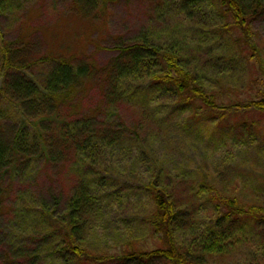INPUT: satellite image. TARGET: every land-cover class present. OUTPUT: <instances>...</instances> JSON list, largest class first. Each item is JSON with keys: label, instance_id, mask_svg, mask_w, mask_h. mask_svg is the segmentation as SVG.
Instances as JSON below:
<instances>
[{"label": "rangeland", "instance_id": "rangeland-1", "mask_svg": "<svg viewBox=\"0 0 264 264\" xmlns=\"http://www.w3.org/2000/svg\"><path fill=\"white\" fill-rule=\"evenodd\" d=\"M154 1L96 0L90 4L86 0H3L0 4V40L5 43L0 45V89L3 91L0 108L7 111L0 126L6 135H12L14 129L27 122L30 116L27 108L30 104H21V98L15 97L7 87H2L8 82V75L11 76L9 72L14 74L12 70L5 73L2 68L3 48H11L9 53L14 56L13 64L29 66L25 73L18 75L27 81H36L39 85L44 82L51 65H56L42 61L44 58L71 60L75 53L81 56L89 54L94 65L99 67L97 83L91 86L89 80L81 85L80 93H73L74 101L82 104L79 108H85V111L95 108L98 103L105 105L101 111L96 110V115L101 119H108V116V124L124 132L122 143L125 146L136 145L134 139L138 138L144 150L147 145L153 152L144 160L137 158L135 149L131 153L121 152L114 156L108 152L102 159L103 163L98 166L97 171L105 177L103 191L107 196L112 197V191L116 190L122 193V199L129 202L122 206L118 204L113 215L110 213L111 206L109 210L103 206L102 212L92 218L84 244L79 245L95 255L118 254L126 239L131 237L141 238L145 249L160 245L159 235L154 233L149 224L154 209L153 200L151 194L141 187L146 182L144 179L150 178L149 169L155 172L160 165L164 173L171 174V177L165 178V182L175 191L176 205L184 209V221H195V234L207 232L212 227L211 222L214 224L220 213L227 209L219 200L210 201L214 196L211 187L223 197L237 199L241 205L264 207V113L232 111L224 120H220L217 115L206 111L207 108L199 102L194 105L184 104L178 99L177 104L180 105L169 110L160 105L168 95L158 98L148 92L129 101L114 91L111 93L108 87L100 86L102 80L98 76L105 75L103 69H107L120 54L118 46L132 43L143 32L165 35L168 31L171 37L181 41L190 54L182 50L187 58L190 57L191 60L184 59L192 69H207L211 73L206 78L202 77L206 82H212L209 87L215 90L222 104L245 103L260 98L257 97L258 93L264 92V70L249 62L247 55L239 57L240 48L234 39L240 34L234 32L233 27H226L222 36L211 38V41H216L218 48L215 51L213 48L215 55L211 57V53H206V47H199L200 35L185 27L187 22L184 17L177 18L168 28V21L158 18L154 11ZM213 3L216 5L214 0ZM216 18L218 22L224 21L219 16ZM253 30H257L253 35L254 42L256 46L262 47L264 57V21H256ZM222 53L224 55L221 57L219 54ZM78 62L73 61L75 65ZM39 89L42 90L41 86ZM107 94L113 97L115 103L112 105L104 100L108 98ZM73 102L60 108L62 115ZM143 109L148 115L146 118L142 116ZM121 119L123 121L119 123ZM41 126L45 128L44 124ZM73 163L69 161L67 168L62 167L61 171L52 167L47 169L48 176L42 174L37 177L43 179V188H53L55 194L60 193V214L66 209L67 199L75 193L79 183L80 177L76 178L77 172L71 168ZM55 172L58 173V182L51 183L47 178ZM42 192L51 201V192L46 189ZM6 202L4 204L13 209L12 199ZM12 209L5 208L7 212ZM125 217L130 220L125 221ZM221 226L219 230L225 231L236 244L225 247L226 253L213 256L212 263L255 264L257 254L252 251L256 246L260 250L264 248L263 222L241 216L232 223L222 221ZM21 233L23 236L28 235L27 232ZM191 233H183L181 240L189 244L194 236ZM37 246L39 249H36ZM60 247L54 237L49 240L42 238L27 248L34 256L31 260L21 257L17 261L20 264H101L83 256L75 258L76 255L62 251ZM6 248L4 245L3 249ZM2 254L0 249V256ZM106 264L118 263L109 261ZM150 264L165 262L155 259Z\"/></svg>", "mask_w": 264, "mask_h": 264}, {"label": "trees", "instance_id": "trees-1", "mask_svg": "<svg viewBox=\"0 0 264 264\" xmlns=\"http://www.w3.org/2000/svg\"><path fill=\"white\" fill-rule=\"evenodd\" d=\"M2 1L0 0V4ZM86 1L91 4L96 0ZM214 2L216 5L213 0H155L153 6L158 18L168 21V28L177 18L184 17L187 22L185 27L195 30L200 35L198 45L206 47V53H211V57H214L212 55H215L214 51L218 49L216 41H211V38L222 36V31L226 27H233L232 30L240 34L234 39L240 48L239 57L247 55L249 62L264 70L263 49L256 46L253 38L254 31H257L253 30V24L259 20L264 21V0H214ZM216 16L224 21L218 22ZM171 34L173 35L172 32ZM1 43L4 42L0 40V45ZM118 47L120 54L113 59L107 69H103L105 75L98 78L102 80L101 87H108L111 93L114 91L124 99L131 101L137 95L143 96L148 92L158 98L168 95L164 99L165 102L160 105L169 110L180 105L177 104L178 99L184 104L194 105L199 102L207 108L206 111L217 115L220 120H224L232 111L264 113L262 91L257 96L260 98L245 103L222 104L215 90L209 87L212 82L203 79L211 73L207 69H192L186 63L184 57L187 56L182 50L185 54L189 56L190 54L181 41L178 42L174 36L171 37L168 31L165 35L143 32L132 43ZM10 50L11 48L7 49V46L1 50V61H4L2 68L5 73L12 70L14 74L9 72L11 76L8 75V82L2 87H7L15 97L21 98V104H30L27 108L30 116L26 123L14 129L12 135L9 134L11 138L0 126V249L3 251L0 264H20L17 260L21 257L24 260L27 258V261L31 260L34 256L27 248L33 246L35 241L42 238L49 240L50 237L59 242L62 251L76 255L75 258L83 256L101 264L109 261L118 264H150L155 259H160L165 264H213L211 260L213 256L221 252L226 253L225 247L236 244L225 231L219 230L222 228V221L232 223L233 220L245 216L264 224V207L241 205L237 199L223 197L211 187L214 196L210 201L219 200L227 209L220 213L215 222L214 219L211 220L214 224L211 222L212 227L208 228L207 232L200 235L193 233L196 231L195 221H184L182 216L184 209L176 205L175 191L165 182V178L171 177V174L164 173L163 166L160 165L155 172L150 168V178L144 179L146 182L141 184V187L151 194L153 200L154 209L149 224L154 233L159 235L160 245L157 248L145 249L141 238L131 237L120 247V252L113 255H95L80 246L79 243L84 244L92 218L102 212L103 206L108 210L111 206L110 213L113 215L118 204L122 206L129 202L122 199L121 192L113 190L114 195L109 197L103 191L105 177L97 171L98 166L103 163L102 159L108 152L113 155L121 152L131 153L135 149L137 158L144 160L153 152L147 145L144 150L141 146L143 143L138 138L134 139L136 145L125 146L122 143L124 132L113 126V122L112 125L108 124L110 119L108 116H106L108 119H101L96 115V110L101 111L105 105L98 103L95 108L85 111V108H79L82 104L74 101L73 93H80L81 85L89 80L91 86L94 82L97 83L99 67L94 65L89 54L81 56L75 53L72 62L68 60L70 58H44L42 61L56 65H51L44 82L39 85L36 81H27L18 75L25 73L29 66L23 63L20 66L13 64L14 56L9 53ZM219 55L222 57L224 53ZM73 61L79 62L75 65ZM135 83L137 85L133 87ZM39 86L42 88L41 91ZM1 95L3 91L0 89ZM107 97L104 98L105 102L112 105L113 97L108 94ZM70 100L74 102L64 110L66 114L62 115L60 108L70 105ZM80 111L82 113H79ZM34 113L37 115L32 116ZM6 116L7 111L0 108V121L2 122ZM142 116L144 118L148 116L145 109ZM122 121L121 119L119 123ZM41 124H44L45 128ZM69 161H74L71 168L76 170V178L80 179L75 193L67 199L66 209L60 214L62 211H59L62 202L60 193L55 194L53 188H43V179L37 177L42 174L48 176L47 169L52 167H57L58 171L62 170V167L66 169ZM57 175L55 172L46 178L51 183H57ZM43 189L51 192V201L43 195ZM9 199H12L14 211L4 204ZM18 203H21V207ZM5 208L12 210L7 212ZM124 220L128 221L130 218L125 217ZM21 231L27 232L28 235L23 236ZM189 231H192L191 234L194 236L192 241L186 244L181 237L183 233ZM4 245L7 246L5 250ZM252 253L257 254L255 264H264V248L260 250L259 246H256Z\"/></svg>", "mask_w": 264, "mask_h": 264}]
</instances>
